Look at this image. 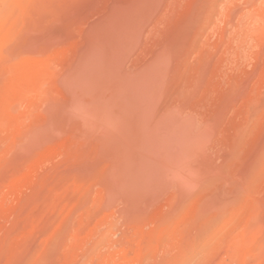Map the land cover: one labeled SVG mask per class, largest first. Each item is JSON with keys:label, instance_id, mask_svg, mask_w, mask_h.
<instances>
[{"label": "rangeland", "instance_id": "374dc122", "mask_svg": "<svg viewBox=\"0 0 264 264\" xmlns=\"http://www.w3.org/2000/svg\"><path fill=\"white\" fill-rule=\"evenodd\" d=\"M84 1L0 0V264H264V0L166 3L171 8H166L171 15L164 21L169 32L203 9L209 13L212 1L218 5L213 19L217 11L223 19L217 30L211 21L201 23L208 46V87L203 89L209 104H216L226 100L230 86L242 88L228 114L241 133L240 150L224 172L230 183L242 169L251 174L247 183L239 181L237 201L227 208L223 222L209 230L207 221L216 215L200 216L203 196L198 189L181 192L169 180L163 190L137 203L110 194L103 182L109 165L98 139L82 134L73 118L57 119L56 132L32 143L31 136L45 128L48 105L69 101L68 77L88 50L90 30L110 21L115 0ZM236 31L242 51L236 81L229 85L233 74L222 65V54Z\"/></svg>", "mask_w": 264, "mask_h": 264}, {"label": "bare ground", "instance_id": "6f19581e", "mask_svg": "<svg viewBox=\"0 0 264 264\" xmlns=\"http://www.w3.org/2000/svg\"><path fill=\"white\" fill-rule=\"evenodd\" d=\"M169 1L115 0L111 2L110 21L107 22V27L105 25L102 29L100 27L95 29L96 25L92 27L89 41L85 44L89 46L88 50L83 53L79 67L68 77L69 101H65L66 99L64 100L61 96L66 104L60 105L59 102L56 104L57 100L56 105L47 104L45 128L33 134L31 140L33 143L38 138L55 131L56 126L54 128L53 122L59 118L60 120L66 117L77 120L78 130L82 134L88 138L98 139L109 165L103 182L106 188H110V194L122 196V201L127 199L137 203L140 200L149 199L153 191L163 190L169 180L175 181L177 186L174 185V187H178L181 192L198 189L203 196L200 216L216 215L214 219L207 221V230H209L215 224L223 222L227 208L237 201L239 193L236 190L239 189V181L247 183L246 178L248 174H251L246 169H242L243 171H240L234 179V183H230L224 172L231 164L229 159L233 158V155L237 156L240 150L241 133L231 125L228 114L236 106L238 94L242 88L239 90L238 85L230 86L226 92L228 94L226 100L209 104L204 77L205 72L208 71L206 69L208 46L203 42L205 33L201 23L206 24L211 21L215 23L214 29L217 30L219 27L217 24L221 25L223 13L217 11L218 18L213 19L218 5L216 6L212 1L209 13L203 9L202 13L193 16L188 23L181 24L182 26L169 32L164 23L168 18L165 15H171L166 9L168 8L166 3ZM84 3L87 1L85 0ZM193 13L192 15H195ZM96 19L93 18V20ZM40 31L42 32V29ZM44 41L47 42L48 39ZM239 43L238 31L234 34L232 32L230 45L228 43L224 46L225 51L222 54V65H228L230 73L233 74V77L228 78L229 85L236 81L237 59L241 50ZM64 65L62 66L65 67ZM200 94H204V97L202 98ZM57 97L59 99V96ZM56 124L58 126L59 123ZM75 132L72 133L77 134ZM84 145L87 146V143ZM83 148L86 147L83 146ZM78 150L80 151L79 148ZM87 152L85 151V155ZM87 156L89 160V155ZM92 159L94 160V157ZM95 167L91 170L94 171ZM82 170H79L80 174H84ZM228 187L234 188V191L228 192ZM173 203L175 204L176 201L171 204Z\"/></svg>", "mask_w": 264, "mask_h": 264}]
</instances>
